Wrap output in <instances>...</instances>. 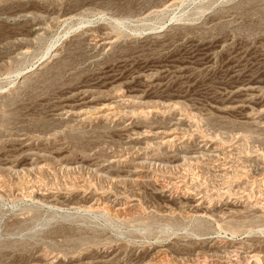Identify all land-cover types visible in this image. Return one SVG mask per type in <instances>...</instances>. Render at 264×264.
Segmentation results:
<instances>
[{"label": "rangeland", "instance_id": "374dc122", "mask_svg": "<svg viewBox=\"0 0 264 264\" xmlns=\"http://www.w3.org/2000/svg\"><path fill=\"white\" fill-rule=\"evenodd\" d=\"M219 263L264 264V0H0V264Z\"/></svg>", "mask_w": 264, "mask_h": 264}, {"label": "bare ground", "instance_id": "6f19581e", "mask_svg": "<svg viewBox=\"0 0 264 264\" xmlns=\"http://www.w3.org/2000/svg\"><path fill=\"white\" fill-rule=\"evenodd\" d=\"M34 69V68H33ZM34 71V70H33ZM30 72H32V70L30 71ZM30 72H28V73H25L26 75H23V76H27ZM244 84V83H243ZM88 87V86H87ZM246 87H248V88H251V89H253V88H255V87H257V85L256 84H246ZM88 97V96H87ZM126 97V99L127 100H133V99H135L136 97L135 96H133V95H130V96H125ZM125 98H123V100H124ZM163 99H165V98H163ZM122 100V101H123ZM168 101V100H167ZM119 103V102H118ZM95 105H96V103H95ZM114 105H113V103L111 102V103H105V104H102V105H98V107H95L94 109H95V111H96V113L98 114V115H101V116H103V117H109V116H111L112 115V111L111 110H114ZM119 107V106H118ZM87 108H89V107H87ZM82 109V108H81ZM77 110H79V109H77ZM108 111H111L110 113L108 112ZM115 111H116V109H115ZM115 111H114V113H115ZM119 111V110H118ZM144 111V110H143ZM108 112V113H107ZM125 113V112H124ZM100 117V116H99ZM136 128V127H135ZM137 129V128H136ZM142 128H139V129H137L136 130V135L138 136V135H141L142 134V131L143 130H141ZM152 130V129H151ZM128 131V130H127ZM154 131V130H153ZM172 132V131H171ZM147 133H149V131L147 132ZM170 133V132H169ZM168 133V134H169ZM152 134V133H151ZM155 134H157V133H155ZM148 135H150V134H148ZM178 137V136H177ZM169 139V138H168ZM6 157V156H5ZM9 164V163H8ZM7 164V165H8ZM69 165V164H68ZM43 167V166H42ZM70 169V168H69ZM68 170V169H67ZM133 183H135V182H133ZM173 184V183H172ZM169 185V184H168ZM157 190V189H156ZM220 250V249H219ZM228 253V252H227ZM253 253V252H252ZM255 256H256V254H254ZM252 256V255H251ZM252 257H254V256H252ZM221 263V262H220ZM219 263V264H220Z\"/></svg>", "mask_w": 264, "mask_h": 264}]
</instances>
